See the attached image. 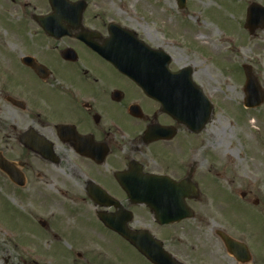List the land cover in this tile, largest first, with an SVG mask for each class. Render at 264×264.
<instances>
[{
    "label": "flooded vegetation",
    "instance_id": "af4514ba",
    "mask_svg": "<svg viewBox=\"0 0 264 264\" xmlns=\"http://www.w3.org/2000/svg\"><path fill=\"white\" fill-rule=\"evenodd\" d=\"M157 8L147 15L131 0H0V199L21 208L31 232L11 223L0 235L14 233V249L31 255L24 264H129L121 229L149 230L182 264H264V204L251 197L252 169L242 180L231 163L228 178L208 128L194 133L109 60L123 50L115 42L131 40L127 30L147 70L164 51L172 72L185 59L195 79L210 50L162 40ZM150 176L159 178L161 216L180 204L181 222L160 224L131 197L148 192ZM242 205L261 229L247 232L232 218ZM227 232L247 255L227 250ZM56 244L66 251L59 261ZM3 255L0 264H13Z\"/></svg>",
    "mask_w": 264,
    "mask_h": 264
},
{
    "label": "rangeland",
    "instance_id": "374dc122",
    "mask_svg": "<svg viewBox=\"0 0 264 264\" xmlns=\"http://www.w3.org/2000/svg\"><path fill=\"white\" fill-rule=\"evenodd\" d=\"M131 1L138 3L141 11L147 15L151 6L158 7L157 22L161 27L162 40L170 38L174 43L183 44V47L192 43L204 50L209 49L217 57L215 63L212 60L209 63L197 60L198 66L195 68V71L199 70L195 79L205 86L210 99L215 103L216 110L208 125V132L218 139L219 149L226 157L227 177L231 178L230 161L234 162L235 170L241 173L242 180L245 179L246 171L252 169L256 181L254 179L251 197L262 199L264 204V105L257 110H246L242 106L246 83L244 65L253 66L254 74L264 89V29L252 37L244 28L249 5L256 2L264 6V0H187L190 9L183 12L179 10L176 0ZM180 54V51H175V58H179ZM187 64L189 61L184 59L179 66ZM239 189L249 190L245 186ZM223 197L228 199L234 196L226 191ZM15 208L14 211L12 206L4 204L0 199V215L7 220V228L12 223L20 227L24 234L29 231L30 235V224L28 230L27 223L20 220L23 211L19 212L21 208L18 206ZM240 210L243 213L232 214V218L242 224V228H247L245 231L261 229L257 228L259 226L255 213L252 215L250 212L251 208L242 205ZM8 239L0 235L3 257H9L13 264L30 261L29 255L15 250L12 245L15 242ZM51 248L58 261L66 255V251L58 244ZM43 254L48 259L53 256L52 252L46 251ZM127 256L129 264H150L131 249Z\"/></svg>",
    "mask_w": 264,
    "mask_h": 264
},
{
    "label": "water",
    "instance_id": "95a60500",
    "mask_svg": "<svg viewBox=\"0 0 264 264\" xmlns=\"http://www.w3.org/2000/svg\"><path fill=\"white\" fill-rule=\"evenodd\" d=\"M178 4L180 8H183L186 5V0H178ZM246 28L249 29L251 33H254L258 29H264V8L263 7L257 4H252V6L249 8ZM116 64L119 65L121 69L125 70L129 74V76L135 79L139 84L142 82L141 78L133 74L127 68L123 67L119 63H116ZM245 71L247 75L246 106L250 108H255L264 102V93L261 91L260 85L257 79L253 76L250 67H246ZM174 78H177L178 82L173 84L174 87H172V94L174 98H176L178 101L177 102L178 107L182 109H187L189 107L188 106L189 100H192L193 97L199 98L198 96H195V94L196 93L201 94V91L195 88L193 92L195 94H192V92L187 88V86L191 85V80H190L191 77L189 79L185 71L179 73L177 76H174ZM182 78H185L187 80L185 84H183L180 81ZM150 92L153 95L161 94L160 92H157L155 90H152ZM166 92L167 91H164V93ZM201 108H203V106L198 103V106L194 107V110H193L192 122L195 128L198 127L197 125L198 122L196 118L198 117L197 113L199 111L200 113L202 112L206 114V116H204V119H203V120L206 119L205 123H207L210 118V117L208 118L207 115L209 111V116H210L212 107L208 106L207 108L208 111L202 110ZM191 111L192 109L189 108L190 118H192ZM203 123L204 122H202L201 124ZM151 208L153 209L154 206L151 205ZM124 235L133 244V246L153 264H178L167 254V252H165L162 246L158 244L157 241L154 240L152 236L149 235L148 233L147 234L146 233H132V232L124 231ZM229 245L231 246V244Z\"/></svg>",
    "mask_w": 264,
    "mask_h": 264
},
{
    "label": "bare ground",
    "instance_id": "6f19581e",
    "mask_svg": "<svg viewBox=\"0 0 264 264\" xmlns=\"http://www.w3.org/2000/svg\"><path fill=\"white\" fill-rule=\"evenodd\" d=\"M208 6V5H207ZM210 6V5H209Z\"/></svg>",
    "mask_w": 264,
    "mask_h": 264
}]
</instances>
